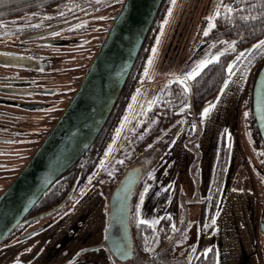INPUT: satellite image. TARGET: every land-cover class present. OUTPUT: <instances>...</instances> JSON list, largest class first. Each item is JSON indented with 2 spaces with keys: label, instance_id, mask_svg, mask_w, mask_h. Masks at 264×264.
Segmentation results:
<instances>
[{
  "label": "rangeland",
  "instance_id": "1",
  "mask_svg": "<svg viewBox=\"0 0 264 264\" xmlns=\"http://www.w3.org/2000/svg\"><path fill=\"white\" fill-rule=\"evenodd\" d=\"M83 2L69 0L42 14L25 12L10 19L8 28L0 27V51H18L48 66L34 74L0 67V76L20 82L25 79L22 88L27 92L36 88L28 79L59 89L56 100L50 97L55 104L50 111L51 127L123 4L120 0ZM219 6L220 0H167L141 73L102 158L100 172L104 176L94 187L84 185L74 201L57 213L29 223L28 230L39 229L35 234L2 242L0 264H196L207 254L212 255L213 264H264L263 146L250 125L247 97L252 74L264 60V49L254 46L264 39L234 52L236 39L205 36V31L209 34L213 28ZM38 32L42 34L36 38L53 39L54 43L32 42ZM228 52L234 55L227 76L199 117L184 103L174 123L159 131L157 117L147 118L158 91L182 79L200 60L215 61ZM241 53L244 56L237 60ZM213 105L209 114L202 116L203 110ZM132 123L136 124L132 126L134 142L124 145ZM116 151L120 155L113 158ZM123 160L129 172L139 168L142 180L131 223L144 221L155 226L168 221L171 231L156 253L146 256L132 247V256L119 260L105 244L111 193L105 180L106 173Z\"/></svg>",
  "mask_w": 264,
  "mask_h": 264
},
{
  "label": "water",
  "instance_id": "2",
  "mask_svg": "<svg viewBox=\"0 0 264 264\" xmlns=\"http://www.w3.org/2000/svg\"><path fill=\"white\" fill-rule=\"evenodd\" d=\"M166 3L167 0H124L65 109L26 164L0 193V244L21 223L29 224L44 218L68 201L73 189L57 206L27 217L48 188L70 174V168L96 139ZM250 110L264 149V60L253 77ZM129 194L130 191L119 202L112 197L109 206L105 244L119 260L132 256ZM261 229L264 230V227ZM38 230L29 231L21 238L29 237Z\"/></svg>",
  "mask_w": 264,
  "mask_h": 264
},
{
  "label": "flooded vegetation",
  "instance_id": "3",
  "mask_svg": "<svg viewBox=\"0 0 264 264\" xmlns=\"http://www.w3.org/2000/svg\"><path fill=\"white\" fill-rule=\"evenodd\" d=\"M41 34H39V32L36 34L34 33L32 42L42 45L54 43L53 39H45V37L41 39L36 38ZM45 66L48 68L46 64H40L36 62L33 57L24 56L21 52L10 51L6 53L0 51V67H4L5 69L19 68L23 71H27L29 74H34L45 71ZM22 80L24 81L20 82L21 80L19 79H10L9 77L0 76V185H3L2 187L0 186V193L18 174L19 165L23 167L26 164L52 128L49 126L51 120L50 111L55 104H51L52 101L50 102V97L57 95L59 89H49L46 88L48 87L47 85H43L39 81L28 79L29 83L33 84L36 88L27 92L22 88L25 85V79L22 78ZM56 98L57 97H54L53 100H56ZM119 99L121 98L119 97ZM119 102V100L118 104L116 102L113 109L114 112L118 109L120 105ZM144 111L145 109L143 108L142 112ZM109 117L86 153L70 168L68 171L70 174L66 178L59 179L50 186L44 196L41 197L43 200L40 201L41 198L38 200L27 217L45 212L57 206L68 192L73 189L68 201L52 214L57 213L66 204L74 201L75 195L79 193V190L84 188V185L92 184L94 187V185L98 183L100 177L104 176L103 172H100V168L103 167L104 164L102 158L107 150V145L111 139L112 133L119 123V118L113 116L109 120ZM133 121L135 122V120ZM143 123L145 125L146 121ZM133 125L136 124L132 123L125 134V136L130 137L131 142L128 141L127 138V142L123 139L122 144L125 143L126 145L134 142L135 133L133 132L131 136L128 135ZM3 154L10 157V159L3 158ZM119 155V151L113 152V158ZM25 156L26 158H24ZM123 158H127V156L123 155ZM125 162L126 160H123L122 163L120 161L118 164H114L115 169L112 172L109 171L106 173L107 178L105 181L107 188L109 185L111 191L108 204V217L112 197H115L119 202L127 195V192L130 191L128 199V221H130L131 208L134 206L135 201L140 199L138 189L142 185V180L139 168L133 167L131 168L132 171L129 172V165L126 166ZM29 226L30 224L21 223L6 240L10 238L22 239L21 236L23 234L32 231L27 229Z\"/></svg>",
  "mask_w": 264,
  "mask_h": 264
},
{
  "label": "trees",
  "instance_id": "4",
  "mask_svg": "<svg viewBox=\"0 0 264 264\" xmlns=\"http://www.w3.org/2000/svg\"><path fill=\"white\" fill-rule=\"evenodd\" d=\"M68 1L69 0H0V27L6 26L10 22V19L25 14V12L42 14L40 12H45L47 11L46 9L50 10L55 7H62V5H66ZM75 1L78 2L83 0ZM227 8H231L232 12L228 13L226 11ZM217 12L219 14L217 15L216 13L215 15L214 27L207 36L210 38L236 39V50L234 52L243 49L253 42L264 39V0H220V6ZM158 24L159 22L151 28L137 57L136 63L122 89L120 94L121 99H118L120 105L116 112L113 111L111 113L109 120L113 116L119 118L128 99V93L133 88L134 82L141 73L150 38L154 34ZM5 28L8 27L6 26ZM234 52L222 54L217 60L208 65L199 76L188 81L186 85L188 87L187 93L183 91V87L178 84L177 81H172L162 87L153 99L147 118H150L152 115L157 117V129H159V131L160 129L163 130L172 125L175 119L180 116V113L177 111L184 103L190 105L195 118H198L203 106L216 96L219 88L224 82L227 76V65L234 55ZM255 72L256 70L253 72L247 88L249 108L250 93ZM250 118V125L253 126V134L260 140L253 124L252 116H250ZM159 131L157 130L156 133ZM132 134L131 128L128 135L131 136ZM127 138L128 141H130V137L125 136V142H127ZM262 152L264 157V149ZM42 200L41 198L40 201ZM132 213L133 207L131 208V215ZM129 229L132 247H135L141 254L146 256H150L161 249L166 243L171 231L168 221H161L155 226L147 223L132 224L131 221H129ZM196 264H213L212 255L207 254L206 256L199 257Z\"/></svg>",
  "mask_w": 264,
  "mask_h": 264
},
{
  "label": "snow or ice",
  "instance_id": "5",
  "mask_svg": "<svg viewBox=\"0 0 264 264\" xmlns=\"http://www.w3.org/2000/svg\"><path fill=\"white\" fill-rule=\"evenodd\" d=\"M120 2H123V0H120ZM173 2H174V0H173ZM226 11L228 13H231L232 12V9L231 8H227ZM218 14L219 13L217 12V15ZM210 27H214V25H211ZM204 35L207 36L208 35V31H205ZM254 49H264V41H261L259 44L255 45L254 46ZM153 51L155 52V49H153ZM242 56H244V53H241L240 56L237 57V60H239ZM213 62L214 61L211 58H209V59H202L199 62L195 63V65L191 67V69L186 73V75L182 79H178L177 80V83L180 84L183 87V91L185 93L188 92V87L186 86L187 85V82L188 81H191V80L195 79L197 76H199L201 74V72L208 65H210ZM232 67H233L232 65L229 66V69L228 70H229L230 73L232 71ZM225 87H227V81L225 82ZM211 107H214V105L213 106H210L208 108H205L203 110L202 116L206 117L209 114ZM106 155H107V153H106ZM121 163H122V161H121ZM140 223H144V221H140Z\"/></svg>",
  "mask_w": 264,
  "mask_h": 264
},
{
  "label": "crops",
  "instance_id": "6",
  "mask_svg": "<svg viewBox=\"0 0 264 264\" xmlns=\"http://www.w3.org/2000/svg\"><path fill=\"white\" fill-rule=\"evenodd\" d=\"M253 71V69L250 71V73Z\"/></svg>",
  "mask_w": 264,
  "mask_h": 264
}]
</instances>
